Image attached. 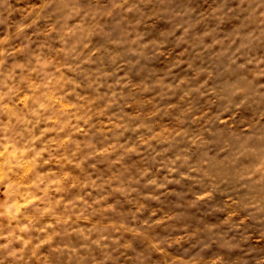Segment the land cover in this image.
Instances as JSON below:
<instances>
[{
  "label": "rangeland",
  "instance_id": "1",
  "mask_svg": "<svg viewBox=\"0 0 264 264\" xmlns=\"http://www.w3.org/2000/svg\"><path fill=\"white\" fill-rule=\"evenodd\" d=\"M7 2L0 264H264V0Z\"/></svg>",
  "mask_w": 264,
  "mask_h": 264
},
{
  "label": "clouds",
  "instance_id": "2",
  "mask_svg": "<svg viewBox=\"0 0 264 264\" xmlns=\"http://www.w3.org/2000/svg\"><path fill=\"white\" fill-rule=\"evenodd\" d=\"M18 12L23 13V17L26 18V17L32 15L33 9L32 8L14 7L12 3H8L7 0H4L2 7H0V16L3 17V19L0 20V22L7 23V22L11 21L12 17ZM13 23L16 24V32L17 33L21 32L23 29L29 27L28 24L19 23L17 21H13ZM31 23H35V20H32ZM7 38L8 37L5 36L3 39L7 40ZM15 67H21V66L16 65ZM41 71H43V64H41ZM12 79H13V75L11 72H9L6 75L5 80H4V87L7 90L4 91L2 94H0V103H3L5 105V107L9 111H11L12 116L14 118H18L17 117V113L19 111L18 106H27L25 102L31 103L32 97H31V93H29L28 95H19L20 90L14 84L8 83V81H11ZM55 82H56L55 80L47 81V83H50V84H54ZM45 107H46L45 104L39 103L36 105V107L34 109H32V112L36 116H39L40 113L45 109ZM13 123H15V120L13 121ZM0 150L5 151L7 156L11 157V158H15V157H18L19 155H21V153H19V150L16 147L15 143L12 141H9V143L3 149H0ZM208 195H209V193H202L201 198H204ZM13 203H15V202L13 201ZM257 204H258V202H254L252 206L256 207ZM27 229H28V225L21 226V231H24ZM8 235H11V234H8ZM16 238L20 239L21 237L17 236ZM9 255H12L17 260L23 258L21 249H13L9 253ZM186 264H194V257L189 258L188 261L186 262ZM214 264H218V262H214Z\"/></svg>",
  "mask_w": 264,
  "mask_h": 264
}]
</instances>
